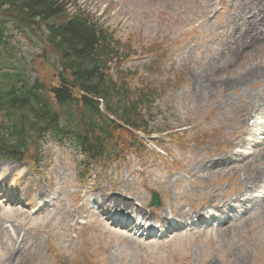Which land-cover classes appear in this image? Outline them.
Returning <instances> with one entry per match:
<instances>
[{
  "label": "rangeland",
  "instance_id": "rangeland-1",
  "mask_svg": "<svg viewBox=\"0 0 264 264\" xmlns=\"http://www.w3.org/2000/svg\"><path fill=\"white\" fill-rule=\"evenodd\" d=\"M70 1L132 46L125 67L156 57V73L139 68L130 80L155 88L149 128L164 130L151 137L162 140L164 154L146 139L123 162L92 167L83 180L66 143L41 142L32 164L0 159V264H264V199L234 222L186 223L205 207L227 204L264 172V131L246 127L251 104L264 106V70L256 68L264 67V41L242 49L238 38L248 21L264 29V0ZM14 40L15 66L22 56L29 77L51 76L40 57L47 49ZM141 49L150 55L136 58ZM254 68L259 82L229 87ZM152 191L159 207L149 206ZM113 199L127 206L112 207ZM112 208L130 214L127 222L144 213L161 237L118 227L106 214ZM162 217L176 228L167 232Z\"/></svg>",
  "mask_w": 264,
  "mask_h": 264
},
{
  "label": "trees",
  "instance_id": "trees-1",
  "mask_svg": "<svg viewBox=\"0 0 264 264\" xmlns=\"http://www.w3.org/2000/svg\"><path fill=\"white\" fill-rule=\"evenodd\" d=\"M15 36L30 40V49H47L40 57L51 76L29 77L22 56L15 66ZM131 48L74 1L0 0V159L32 164L50 139L75 150L84 177L142 148L139 136L158 131L149 128L156 91L130 79L139 68L156 73V57L125 67Z\"/></svg>",
  "mask_w": 264,
  "mask_h": 264
},
{
  "label": "bare ground",
  "instance_id": "bare-ground-1",
  "mask_svg": "<svg viewBox=\"0 0 264 264\" xmlns=\"http://www.w3.org/2000/svg\"><path fill=\"white\" fill-rule=\"evenodd\" d=\"M259 14L260 15H258L257 17L254 16L253 18H255V19L256 18H260L262 16V13L259 12ZM263 19H264V17H263ZM246 28H247L246 30L244 29V31H245L244 33L240 32L239 29L236 28V30L239 31L238 38L240 40H242V44H241L242 46H240L242 49L252 48V47L256 46L259 42L264 41V31L263 30L259 31V29L255 28L251 21L247 22V27ZM260 67H262V69L264 70L263 65L262 66H258L256 68H260ZM256 68H254V70H249L248 72H246V74H245L246 76H244V77L243 76L242 77H236L233 80H231L230 84L228 83L229 87L233 86L234 84H242V85L243 84H248V85H251L252 83L259 82L260 81V77L258 75V70L259 69H256ZM198 84L200 85V81L198 82ZM231 88H234V86L231 87ZM251 105L252 106L249 107L248 111L246 112L247 113L246 114L247 120H248V122L250 121V123L246 127L249 128V131L261 130L263 132L264 128L261 125V121L263 119V115L262 114H264V110L262 112V108L264 106H261L259 104H255V105L251 104ZM259 128H263V130L259 129ZM243 141H244V139H243ZM243 141L241 140V142L245 146L244 149H246V146L249 143L247 141H244V142ZM231 157L232 158H236V157H238V155H236V153H235ZM231 157L226 156L225 159H223V160H227L229 158V161H231ZM261 157H264V154ZM213 170L214 169H211L208 166H207L206 169H204V171H210V172H214ZM248 181L249 182H247V181L244 182V184H245L244 192H248V194H249V192L250 193L259 192L260 195L257 198H258V201H262V199H264V172L263 173L257 172L256 176L253 177L252 179H249ZM258 201H256V202H258ZM110 204H112V207L127 206L126 202H121V201H117V200H114V199L110 201ZM112 209H114V211L118 210L116 208H112ZM218 209H220V208H218ZM106 214L109 215L110 214L109 211ZM133 214H132L133 216H136V213H133ZM126 215H128V214H126L124 212H121L120 217H122L124 219ZM139 215H140L141 219H144V220L148 219V218H146V215L144 213H139ZM160 219H161L160 222L162 224L167 222V218L166 217H162ZM140 222L141 221H139L138 218H136V217L132 218V223L131 224L134 223L133 224L134 225L133 229L138 230V231L140 229L147 230L149 232L152 231L153 227H151L150 225H147V222H144L143 225H141L142 222L141 223ZM133 234L136 235L137 232L134 231Z\"/></svg>",
  "mask_w": 264,
  "mask_h": 264
},
{
  "label": "water",
  "instance_id": "water-1",
  "mask_svg": "<svg viewBox=\"0 0 264 264\" xmlns=\"http://www.w3.org/2000/svg\"><path fill=\"white\" fill-rule=\"evenodd\" d=\"M151 205H153V206L158 205V197H157L156 193H152Z\"/></svg>",
  "mask_w": 264,
  "mask_h": 264
}]
</instances>
